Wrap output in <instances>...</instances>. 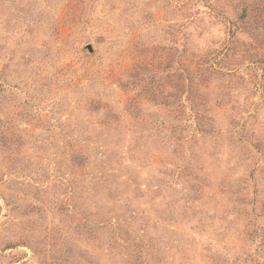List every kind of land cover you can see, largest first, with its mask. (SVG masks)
Instances as JSON below:
<instances>
[{
    "label": "rangeland",
    "instance_id": "374dc122",
    "mask_svg": "<svg viewBox=\"0 0 264 264\" xmlns=\"http://www.w3.org/2000/svg\"><path fill=\"white\" fill-rule=\"evenodd\" d=\"M0 264H264V0H0Z\"/></svg>",
    "mask_w": 264,
    "mask_h": 264
},
{
    "label": "water",
    "instance_id": "95a60500",
    "mask_svg": "<svg viewBox=\"0 0 264 264\" xmlns=\"http://www.w3.org/2000/svg\"><path fill=\"white\" fill-rule=\"evenodd\" d=\"M88 49H89L90 51H92V47H91L90 45H88Z\"/></svg>",
    "mask_w": 264,
    "mask_h": 264
}]
</instances>
